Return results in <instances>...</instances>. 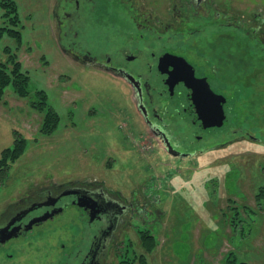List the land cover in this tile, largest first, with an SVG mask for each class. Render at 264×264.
I'll return each mask as SVG.
<instances>
[{
    "label": "rangeland",
    "instance_id": "obj_1",
    "mask_svg": "<svg viewBox=\"0 0 264 264\" xmlns=\"http://www.w3.org/2000/svg\"><path fill=\"white\" fill-rule=\"evenodd\" d=\"M15 1L21 40L5 35L0 41V60L7 59L6 45L17 52L22 68L30 74L31 93L22 97L9 85L0 100V158L14 144L17 131L27 138V149L0 170L5 175L0 176V207L53 180L73 178L99 181L128 197L132 191L143 196L155 193L158 199L153 198L152 205L144 203L149 214L144 220L137 219L138 224L132 219L122 237L125 242L131 240L130 248L133 245L137 255L146 256L147 264H228L231 255L237 262L264 264V68H256L263 67L264 53L259 43L238 35L236 27L226 28L231 32L218 36L224 22L234 21L240 27L257 25L255 12L261 11L264 19V0H206L201 10H194L191 0H184L178 12L185 15L187 26L176 33L173 30L179 25L172 16L177 0H141L145 9L155 11L161 19L176 21L169 31L172 34L161 38L165 47L186 54L214 83L221 80L222 87L219 83L216 88L235 106L231 119L239 128L263 137L254 141L241 136L226 147L181 159L168 155L149 137L125 81L80 65L64 52L57 40V0ZM122 5L124 2L118 7ZM226 11L230 16H220L219 12ZM179 39L196 42L204 51L191 44L169 42ZM236 47L248 50L251 61L243 60ZM205 54L213 60L208 62ZM231 62L238 66L235 72L229 71ZM215 64L220 66L218 75L213 70ZM39 89L46 91L49 104L60 116L56 129L49 134L41 130L44 113L31 104ZM204 145L199 143L198 147ZM68 215L79 217L77 235L81 238L82 213L73 208ZM63 224L58 229L55 223L49 225L44 246L41 241L33 242L32 236L19 240V247L8 249L15 255L14 261L22 264L25 257L29 264H43L44 257L49 256L46 264H53L51 256L62 250L58 232L67 242L68 227ZM142 230L155 236L152 248L143 243ZM52 237L58 239L49 247ZM128 247L124 243L121 250L117 245L110 264L125 258Z\"/></svg>",
    "mask_w": 264,
    "mask_h": 264
},
{
    "label": "flooded vegetation",
    "instance_id": "obj_2",
    "mask_svg": "<svg viewBox=\"0 0 264 264\" xmlns=\"http://www.w3.org/2000/svg\"><path fill=\"white\" fill-rule=\"evenodd\" d=\"M182 1L177 0L173 5L172 17L179 25L174 31L176 21L161 19L155 11L145 9L141 0H57L54 9L57 40L64 52L78 64L112 74L130 86L133 103L149 137L161 144L172 157L181 159L205 154L239 141L241 136L262 141V136L252 134L247 127V130L239 128L231 119L230 111L235 106L222 90L216 88L220 87L218 84H221V80L214 83L205 69L186 54L165 47L166 42L161 40L163 34H172L170 30L181 32L180 29L187 26L185 15L178 12L182 10ZM202 1L206 0L190 2L194 10H201ZM123 2L124 5L119 8L118 4ZM228 12L219 14L230 16ZM255 13L257 25L240 27L234 21H228V24L221 21L224 23L218 36L231 32L226 28L236 27L238 35L259 43L261 47L258 48L264 53V19L260 16L261 11ZM175 41L169 42L202 47L189 39ZM198 51L203 52L204 48ZM235 52L242 54L243 60H250L248 50L236 47ZM207 54L205 59L210 62L213 58ZM235 59L236 56L233 62ZM233 62L228 63V68L235 72L238 66L235 67ZM252 66L255 67V63ZM262 66L257 65L256 68H264V64ZM213 70L218 75L219 64H215ZM195 78L205 80L203 82H207L223 101L218 123L213 126H204L211 120L204 103L208 102V95ZM229 81L233 83L235 80ZM193 87L200 88L201 100H204L200 107L195 104L193 95L189 97ZM198 109L200 113L197 114ZM249 127L257 130V126ZM225 135L230 137L226 138ZM199 143H205L204 147H198ZM1 174L5 176L3 172ZM105 186L99 181L79 182L75 178L61 182L53 180L49 185H41L6 202L0 207V264H21V261H14L15 255L8 249L19 247L16 244L23 238L32 236L33 242L41 241L43 246L46 245V231L53 223L57 229L63 222L68 227L67 242L64 243L61 232L57 234L62 250L57 248L60 253L51 256L53 264H110L108 260L117 245L121 250L124 243L125 247L129 245L128 249L134 248L133 245L130 248L131 240H123V231L132 219H145L149 214L145 213L147 206L152 205L153 198L156 199L158 195L154 193L149 196L146 193L143 196L140 192L132 191L128 197L121 191H112ZM73 208L82 213L81 238L77 235L79 217L68 215ZM56 239L52 237L48 240L49 247L53 246L54 240L56 245ZM23 260L25 262L22 264H29L27 261L30 259L24 257ZM48 260L49 256H45L42 263L46 264Z\"/></svg>",
    "mask_w": 264,
    "mask_h": 264
},
{
    "label": "trees",
    "instance_id": "obj_3",
    "mask_svg": "<svg viewBox=\"0 0 264 264\" xmlns=\"http://www.w3.org/2000/svg\"><path fill=\"white\" fill-rule=\"evenodd\" d=\"M19 7L15 0H0V41L5 35L21 40V30L18 26L21 23ZM5 50L8 56L5 61L0 60V100H2L6 88L11 85L13 91L22 96L27 97L31 93L30 82L31 77L28 70L22 68L18 54L11 47L6 45ZM19 48V47H17ZM37 99L32 100V106L44 113L41 130L43 133L49 134L53 132L60 120L58 112L48 102V95L44 89L36 91ZM27 149V138L21 136L17 131L14 144L4 150L3 156L0 158V170L9 167L10 163L22 156ZM143 231V230H142ZM155 236L153 233L143 231V243L152 248ZM156 243V241H155ZM132 254L125 256L120 260L119 264H147L146 256L140 254L137 256L136 251L132 248ZM136 254V255H135ZM232 254V253H231ZM228 264H246L245 262H237L232 255L228 259Z\"/></svg>",
    "mask_w": 264,
    "mask_h": 264
},
{
    "label": "water",
    "instance_id": "obj_4",
    "mask_svg": "<svg viewBox=\"0 0 264 264\" xmlns=\"http://www.w3.org/2000/svg\"><path fill=\"white\" fill-rule=\"evenodd\" d=\"M195 79H197V81H199L201 83L200 85L202 86L203 90H205L207 92V95H208L207 101L208 102L201 100L200 88L193 87L192 89H190L189 97L191 95H193V98L194 99L196 98L195 104L198 105V107H200L199 106L200 104H203L202 101H204V103H206V105H205L206 106V112H207V114L211 115V120H209L207 123H204V126H213V125L218 123L217 118H219V114L221 113V110H222L221 105L223 104V101L221 100V98L216 93L213 92V90L211 89V87L209 86V84L207 82L206 83L203 82L205 80L199 79V78H195ZM196 112L198 114V112L200 113V110L198 109ZM204 120H205V118H204ZM79 204L81 206H83V204H81V203H79ZM91 219L92 220L94 219L93 215L91 216Z\"/></svg>",
    "mask_w": 264,
    "mask_h": 264
}]
</instances>
